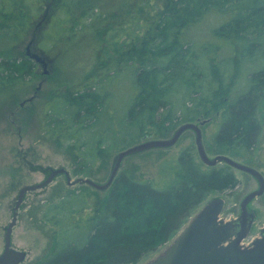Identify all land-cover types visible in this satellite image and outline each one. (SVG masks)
Wrapping results in <instances>:
<instances>
[{"label":"trees","instance_id":"16d2710c","mask_svg":"<svg viewBox=\"0 0 264 264\" xmlns=\"http://www.w3.org/2000/svg\"><path fill=\"white\" fill-rule=\"evenodd\" d=\"M53 3L43 51L58 56L60 48L64 53L73 40L91 34L97 49L106 46L90 69L103 74L98 85L67 89L48 109V133L77 152L75 176L89 175L107 150L167 136L200 117L221 118L215 154L256 143L264 97V0H0V91L35 75L36 62L12 52L32 19ZM124 71L132 93L119 116L108 89ZM176 166L175 181L165 189L123 172L102 199L81 187L48 205L43 220L57 227V240L39 264H138L168 243L210 194L239 184L228 169L202 170L192 148Z\"/></svg>","mask_w":264,"mask_h":264},{"label":"rangeland","instance_id":"374dc122","mask_svg":"<svg viewBox=\"0 0 264 264\" xmlns=\"http://www.w3.org/2000/svg\"><path fill=\"white\" fill-rule=\"evenodd\" d=\"M49 6L51 8L46 9L45 6L43 11L46 10L42 11L37 18L32 19L33 24L27 37L14 48L12 53L14 56L24 57L28 43L35 40L34 51L41 55H48L54 60L52 71L43 82L38 94L36 92L39 85L46 77L41 64L38 63H36L33 77H28L23 84L15 85L6 92L0 91V255L5 250L6 230L13 220L14 208L23 188L43 183L52 171L62 168L69 171L72 181L84 177L104 184L111 175L118 153L121 152V150H107L89 175L75 176L73 170L77 162V152L70 151L66 145L58 143L48 133V109L54 105L55 97L62 95L67 89L73 91L77 88L84 89L82 88L84 86L92 87L96 83L98 85L103 74L99 73L97 69L92 73L90 69H95L94 67L98 65L99 61L96 62V58L99 60L100 57H103V50L100 51V49L106 47L100 44L98 46L100 49H97V42L93 39L94 34H91L92 36L82 35L73 40L66 47L64 53L60 48L58 56L51 52L47 54L42 49L41 41L49 30L53 15L56 13L54 8L57 5L53 3ZM104 37L106 34L103 35ZM121 77L119 82L114 84L115 88L108 89L110 106L112 110L121 109L119 116L123 113L126 105L125 99L132 93L131 82L125 75V71ZM51 89H53V93ZM104 92L103 89H100L101 94ZM35 94L37 97L29 101ZM259 117L262 122L259 151L264 152V97L260 102ZM203 122L205 124L202 125ZM194 123L201 126L207 155L214 159L216 154L213 151V143L214 134L219 128L218 117H200ZM181 125L173 129L167 136L154 134L137 143L125 145V147L129 148L149 140L170 139ZM188 148H192L194 160L202 170L211 169L202 162L199 156L196 133L187 131L173 147L153 149L126 157L118 175L126 172L137 181H151L157 189H165L166 185L175 181L178 170L177 160L180 154ZM235 155L233 152L230 154V156ZM221 167H225V165L221 164L215 168ZM260 170L264 174V170ZM235 175L244 183H240L233 191L224 194L219 192L210 194L168 243L145 256L138 264H147L163 254L192 218L211 200L223 199L225 201L221 215L224 220L238 219L242 201L258 189V183H254L251 176L240 171L235 170ZM81 187L87 189L89 193L98 192L96 196L101 199L108 191H98L89 185L69 186L67 177L59 175L49 186L26 193L12 235V246L16 250L25 251L28 254L26 261L22 264H39L53 253L57 240V227L45 223L43 214L48 205L59 201L71 192L83 189ZM250 210L256 213L255 222L244 245H250L260 236L264 228V195L256 198L250 204ZM75 236L73 233L69 235L70 238ZM79 240L83 239L79 238Z\"/></svg>","mask_w":264,"mask_h":264},{"label":"water","instance_id":"95a60500","mask_svg":"<svg viewBox=\"0 0 264 264\" xmlns=\"http://www.w3.org/2000/svg\"><path fill=\"white\" fill-rule=\"evenodd\" d=\"M27 56L46 69L48 64L43 55L28 52ZM44 74H48V71H44ZM201 124L203 125L205 122ZM187 131L196 133L197 150L206 166L212 168L220 163H227L236 169L256 176L261 181L260 188L250 193L242 201L241 215L232 221H226L221 217L225 204L223 199H214L208 202L192 218L168 249L147 264H264V228L260 236L250 245H244L255 222V214L249 209V204L264 195L263 176L257 170L244 166L226 155H217L214 159L209 158L203 143L201 126L192 122L181 125L170 139L145 141L118 153L111 175L104 184L84 177L72 181L69 171L62 168L52 171L43 183L23 188L14 208L13 220L6 230L5 250L0 255V264H22L27 259V252L16 250L12 246L13 230L17 225L18 212L26 193L49 186L59 175L67 177L69 186L89 185L98 191H107L115 182L126 157L153 149L173 147Z\"/></svg>","mask_w":264,"mask_h":264},{"label":"flooded vegetation","instance_id":"af4514ba","mask_svg":"<svg viewBox=\"0 0 264 264\" xmlns=\"http://www.w3.org/2000/svg\"><path fill=\"white\" fill-rule=\"evenodd\" d=\"M34 46H35V40H31L28 43V46L26 48V55H27L28 52L36 53L34 51L35 50L34 49ZM43 56L45 57L48 65H47L46 69H44L42 65L41 66H42L43 70L44 71L47 70L48 71V74H49L52 71V64H53L54 60L51 57H49L48 55H43ZM48 74H45L46 77L40 83L39 88H38L36 94H38V92L41 90V87L43 86V82L49 76ZM36 94L34 96H32V99L35 98V97H37ZM29 101H30V99H29ZM258 113H259V111H258ZM217 117L219 119V128L215 132L214 136H217L220 133V131L222 129V126H223L222 125V122H221L220 116L218 115ZM258 119H259V123H260L261 130H260V133H259V135H258V137L256 139V143L252 147H250V148H234L228 154L217 153L215 156H217V155H226V156L229 155L230 156L231 152H233L236 155L235 156H230L231 159H233L234 161H236V162H238V163H240V164H242L244 166H247V167H250V168H253V169L257 170L259 173H261V175L264 178V174L260 170V169H263L264 170V152L259 151L260 141H261V136H262V122L260 121L259 114H258ZM221 164L225 165V167H221V168H219V170L228 169L235 176V178L237 180V183H239V184L240 183H244V182L240 178H237V176L235 175V170L236 171H240L242 173H245V174H248L249 176H251V178L253 179L254 183H258V189L257 190H259L261 181L256 176H254L252 174H249L247 172H243V171H241L239 169H236V168L228 165L227 163H220L218 165H221ZM239 184L237 186H239ZM237 186H236V188H237ZM257 190H254V191H257ZM222 193L224 194L226 192H222ZM250 204H249V208H250ZM241 211L242 210H241V206H240V214H239L238 218L241 215ZM254 214H256V213H254Z\"/></svg>","mask_w":264,"mask_h":264}]
</instances>
